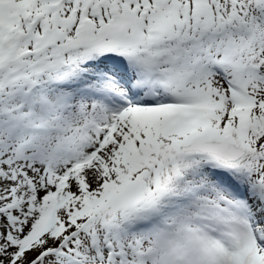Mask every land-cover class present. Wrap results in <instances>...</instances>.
Instances as JSON below:
<instances>
[{"label": "snow or ice", "instance_id": "snow-or-ice-1", "mask_svg": "<svg viewBox=\"0 0 264 264\" xmlns=\"http://www.w3.org/2000/svg\"><path fill=\"white\" fill-rule=\"evenodd\" d=\"M0 264H264V0H0Z\"/></svg>", "mask_w": 264, "mask_h": 264}]
</instances>
